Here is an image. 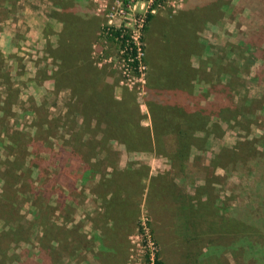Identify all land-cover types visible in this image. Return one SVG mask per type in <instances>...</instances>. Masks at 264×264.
Here are the masks:
<instances>
[{
    "label": "rangeland",
    "instance_id": "rangeland-1",
    "mask_svg": "<svg viewBox=\"0 0 264 264\" xmlns=\"http://www.w3.org/2000/svg\"><path fill=\"white\" fill-rule=\"evenodd\" d=\"M57 1L0 0V264H142L147 249L162 264H264V69L250 56L254 47L238 38L252 23L249 8L239 0H165L143 32L145 86L131 87L113 61L117 44L100 34L108 20L104 4L114 0H69L88 21L82 34L69 33L70 16ZM180 48L196 69L193 90L182 97L220 125L196 133L184 171L150 149L103 142L112 130L99 117L83 133V107L92 106L93 117L96 106L106 117L108 99L121 101L125 93L134 99L127 102L133 116L152 128L147 59L166 83ZM65 56L66 66L78 70L72 87L54 82ZM220 104L231 112L218 116ZM70 150L76 154L67 158ZM152 176H164L163 190L149 191ZM117 183L131 189L120 193L131 205L115 225L106 206ZM208 197L207 206L226 215L246 208L248 232L210 240L204 230L211 217L201 218ZM183 201L197 208L187 220Z\"/></svg>",
    "mask_w": 264,
    "mask_h": 264
},
{
    "label": "trees",
    "instance_id": "trees-1",
    "mask_svg": "<svg viewBox=\"0 0 264 264\" xmlns=\"http://www.w3.org/2000/svg\"><path fill=\"white\" fill-rule=\"evenodd\" d=\"M69 0H58L57 3H59L60 8L67 13L70 16V19L67 20V30L69 33H81V29L85 27L86 18L83 13L79 12L75 6L70 8L69 6ZM238 5L241 6H247L250 11V20L252 23L249 22L248 29L245 34L238 35V38L241 39L242 42H245L246 45H249L250 47H254V50L250 53V56L254 58V60H258V66L261 69H264V30H261V32L258 31V29H262V23H264V0H239ZM154 15L152 13H148L147 15V23L144 29V32L148 31L150 28V22L152 21ZM248 20V21H250ZM247 21V22H248ZM80 27V28H79ZM78 28V29H77ZM77 29V30H75ZM75 30V31H74ZM124 32L123 28H117L114 26H108L107 24H104L101 27V35L104 38L114 40V41H122V45L125 44L129 38L128 34L124 32V35L121 36V34ZM82 34V33H81ZM118 37V39H116ZM66 39V38H65ZM116 39V40H115ZM69 41V39H66ZM116 41V42H117ZM67 52V51H66ZM184 51L179 49V52L177 54V57L175 61L172 62L173 59H171V74L169 76H166L168 81L166 83H163L160 79V73L158 68L155 64H153L152 61L148 60V63L151 65V70L148 73L147 76V89H148V95L146 97V103L149 108V112L151 115V123L152 128L144 126L141 121H139L138 118L136 119L132 112L134 109H132L127 102L130 103V101L133 102L132 96L128 95V93H125V98L121 101H117L114 98L108 99V105L106 108L104 117L103 113H100L96 109L95 106L93 108V111L95 112V116H90L92 113L90 112V109L92 106L86 108H82L80 110V114L85 116L83 117L82 124L84 126L83 133L88 132V130L91 131V120L94 119L95 121L98 119V117L101 120H104L106 126L111 128L112 133L109 128L102 129V136L107 133L109 129V135L103 136V142L107 139H117L123 142L129 149H150L152 151H155L157 153L163 154L167 157H169L173 165L179 168V171H184V168L189 162V152L192 147V145L196 144L198 141V137L196 133L199 130H203L206 133L211 132H218V129L220 130V125L217 122H212L211 120V114L208 113V109L201 107L198 110H193L192 107H190V104L187 100H185L181 93L184 90L192 91L193 90V84L192 81L195 78L194 77V71L196 70L194 67L191 66L188 62L184 60ZM63 54V52H62ZM145 54H146V43H145ZM67 56L62 58L61 63V69L67 71V75L74 80V75L76 74V71H72L66 63ZM81 64H86L84 67L87 69L88 67L90 69H95L93 65L89 63L87 60V63L84 62L83 58H80L79 61ZM173 64V65H172ZM1 65V64H0ZM92 66V68L90 67ZM172 65V67H171ZM70 66V65H69ZM4 69V66L1 67ZM1 69V70H2ZM258 69V68H257ZM92 75V74H91ZM94 75V73H93ZM93 77V76H92ZM178 94V95H176ZM176 97V98H175ZM107 98V97H106ZM107 100V99H106ZM222 104V103H221ZM218 105L217 110L218 116H224V112L228 113L230 111V107L227 105ZM135 105V102L134 104ZM90 108V109H89ZM119 108V109H117ZM136 111L139 112V106L136 105ZM135 112V111H134ZM118 113L119 115H116ZM101 130H99L100 132ZM114 133V134H113ZM76 139H79L78 137ZM82 141V139H79ZM85 144H89V141L87 139H84ZM71 154H66L67 158L73 157L76 154L75 150L69 151ZM228 152V150H226ZM220 157V156H218ZM92 158V157H91ZM87 160V159H86ZM61 161V160H60ZM65 159H63V162L65 164ZM81 162L84 163L85 166L89 162H86L84 159L81 160ZM87 163V164H86ZM88 168V167H87ZM127 170V169H126ZM132 171V170H131ZM130 170L124 171L125 176H130L131 173ZM142 178L140 180V184L142 185L145 181V176L147 177L149 174L148 167L146 170L142 171L141 173ZM149 178V177H148ZM164 176L158 177V176H152L150 177L149 182V191L150 189L155 186L156 188H163L165 187V181ZM161 180V184L157 185V181ZM166 185H169L168 183ZM175 188L174 194L177 192L176 185L172 184ZM116 188L108 194L110 197L107 200V206L106 210H111L113 217L111 218V221L113 224H117L119 222V217L121 212L124 210L125 215L128 216V207L131 205L129 202V197L127 196H121V192H131V189L128 190L127 186H121L119 183L116 184ZM206 186V185H205ZM205 186H201L205 188ZM64 188V187H63ZM202 192V191H201ZM163 192H160V195ZM159 195V196H160ZM175 197H177L175 195ZM178 198V197H177ZM209 198V197H208ZM179 199V198H178ZM209 202H212L211 199H205L202 201L201 199V208H204L203 205L206 207V210L208 213L201 212V218L204 219V216L211 217L210 226L205 228V234H208V237L210 240H214V238H217V234H226L227 232H230L229 234H235V232H248L250 224L246 223L247 214H246V208L244 209H236L233 213H227L228 215L224 214L219 207H216V209H212V207H208L207 204ZM183 203V212L186 216L185 220L189 218L191 215H194V210L196 206H192V204H186L184 201ZM127 208V209H126ZM221 212V214L219 213ZM232 214V215H231ZM233 226L234 229L231 227ZM115 227V226H113ZM141 232L144 233L143 226L140 225ZM223 230L217 231V229ZM251 229H254V226L251 227ZM236 230V231H235ZM145 237V236H144ZM145 246H147V242L145 241ZM42 249L40 248V253ZM35 253V260H37L38 256L36 257L37 251L34 250ZM43 256H40V258ZM162 260L160 259L158 252H154L153 254L147 249L146 253L144 255V264H162Z\"/></svg>",
    "mask_w": 264,
    "mask_h": 264
},
{
    "label": "built area",
    "instance_id": "built-area-1",
    "mask_svg": "<svg viewBox=\"0 0 264 264\" xmlns=\"http://www.w3.org/2000/svg\"><path fill=\"white\" fill-rule=\"evenodd\" d=\"M164 2L165 0H114L111 5L104 4L103 11L108 19L105 24L123 28L124 32L129 36L127 42L123 45L122 41L118 42L116 40L118 39L116 37L115 40L117 42H114L117 44L119 57L113 60L118 65L122 82H125L128 86L132 87L137 82H142L143 86H145L147 66L145 64L143 32L147 23L148 13L154 14L157 9L163 6ZM137 3H140V9L134 12L133 10H135ZM124 32L121 36L124 35ZM101 56L102 61H112V57L100 54ZM149 240L150 238L147 236L145 240L147 244H149Z\"/></svg>",
    "mask_w": 264,
    "mask_h": 264
},
{
    "label": "crops",
    "instance_id": "crops-1",
    "mask_svg": "<svg viewBox=\"0 0 264 264\" xmlns=\"http://www.w3.org/2000/svg\"><path fill=\"white\" fill-rule=\"evenodd\" d=\"M66 73H67L66 70H63V69L60 68V70L57 72V75L55 76V79H54L55 81L54 82L56 84H59V82L61 80H63L64 82L67 83V84L63 83L65 85V87H72V84L69 83L70 81H72V78L70 76H68ZM220 241L223 242L222 239Z\"/></svg>",
    "mask_w": 264,
    "mask_h": 264
}]
</instances>
